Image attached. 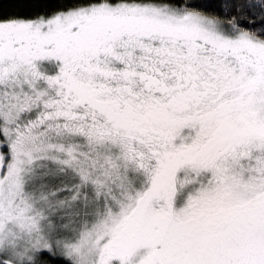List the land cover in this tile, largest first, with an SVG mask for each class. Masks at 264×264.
Masks as SVG:
<instances>
[{"label":"snow or ice","instance_id":"1","mask_svg":"<svg viewBox=\"0 0 264 264\" xmlns=\"http://www.w3.org/2000/svg\"><path fill=\"white\" fill-rule=\"evenodd\" d=\"M4 2L0 264H264V0Z\"/></svg>","mask_w":264,"mask_h":264},{"label":"trees","instance_id":"2","mask_svg":"<svg viewBox=\"0 0 264 264\" xmlns=\"http://www.w3.org/2000/svg\"><path fill=\"white\" fill-rule=\"evenodd\" d=\"M3 10L5 13H15L17 11H19V8L17 5L8 2V0H5L4 4H3ZM217 11H219L217 9Z\"/></svg>","mask_w":264,"mask_h":264}]
</instances>
